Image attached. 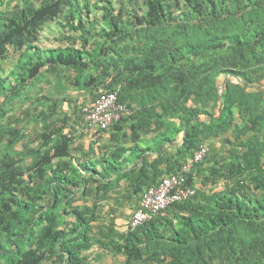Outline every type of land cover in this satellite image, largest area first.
Here are the masks:
<instances>
[{"label":"trees","instance_id":"obj_1","mask_svg":"<svg viewBox=\"0 0 264 264\" xmlns=\"http://www.w3.org/2000/svg\"><path fill=\"white\" fill-rule=\"evenodd\" d=\"M126 1V7L116 10L110 1L91 6L77 0H42L38 6L21 0L14 13L0 12V62L13 50L21 53L23 63L17 85L0 78V118L27 84L44 74L73 70L77 73L74 85L91 90L95 100L101 93L93 89L99 79L86 80L85 73L101 66L100 58L113 51L108 45L122 43L133 29H171L176 35L180 27L221 25L222 14L236 17L237 9L245 5L251 9L243 16L264 11V0H143L142 13L139 0ZM68 8L73 12L67 16L68 25L62 26L72 33L63 35L70 44L37 45L43 26L64 16ZM100 24L104 26L97 33ZM92 31L103 40L95 49L89 48L87 35ZM75 34L84 44H75ZM155 42L147 36L139 57L128 58L122 68L115 66L119 74L106 76L110 79L106 92L120 90V101L133 113L109 131H96L88 149L74 146L83 126L82 112L72 118L53 109L42 113V143L32 151L35 161L27 171L18 165L21 160L2 154L3 264H88L84 253L95 245L93 222L102 199L125 181V201L137 204L148 188L178 173L204 140L231 131L238 143L228 159H218L219 153L210 147L209 155L189 174L188 183L196 188L195 169L206 167L208 173L201 176L203 184L194 196L136 229L129 228L118 240L99 244L106 253L124 254L125 264H264V28L247 34H208L182 48ZM140 129L158 134L159 156L150 163L152 170L133 167L124 172L128 149L117 145L138 141ZM108 132L110 144L102 143ZM180 137L176 154L164 151L166 143L176 146ZM16 141L11 140L9 149ZM164 162L175 166L166 176L158 174ZM207 163L214 164L208 167ZM26 172L31 186L23 178ZM210 184L219 186L209 189ZM252 186L261 196L252 195ZM22 187L26 199L18 197ZM88 198L93 200L92 207L76 205ZM113 233L110 230L108 235Z\"/></svg>","mask_w":264,"mask_h":264},{"label":"rangeland","instance_id":"obj_2","mask_svg":"<svg viewBox=\"0 0 264 264\" xmlns=\"http://www.w3.org/2000/svg\"><path fill=\"white\" fill-rule=\"evenodd\" d=\"M31 1L38 6L42 2V0ZM77 1L82 4L88 3L91 6L96 2L110 1L116 10H119L122 6L126 7L127 5L126 0ZM20 3L21 0H0V12L12 14L15 12L17 5ZM138 6L140 7L141 13L145 11V8H143V0H139ZM245 6L237 9L238 13L236 14V17H228L229 15L222 14L220 17V19L223 20L221 25L212 26L205 24L203 27H180L175 30L177 32L176 35H174L171 29H162L154 32L133 29L130 37L126 38L122 43L108 45L113 48V51H110L107 57L102 56L100 58L101 66H99L96 70L94 69L85 73L84 76H87L86 80H88L90 76H97L99 81L94 85L93 89L96 88V92L98 93L106 91V87L110 81V79L106 78V76H115L119 74L115 69V66L122 68L124 66V61L128 58L136 59L139 57L141 55L142 42L147 36L151 37L152 40L155 39L156 42L162 44L166 48L175 46L182 48L188 44L199 43V41L204 40L208 34H233L235 32L247 34L248 32L264 28V11L259 12V14L249 13L243 16L242 13L248 12L251 9L250 7ZM69 10L70 8L66 9L65 15L61 16L56 21L48 22L43 26L40 34V40L37 45L41 48H57L70 44L63 39V35L66 33H72L66 31V28L62 26L68 25L67 16L73 12V10ZM94 12L96 13V11ZM226 17L228 18L226 19ZM98 22H101V20ZM86 24L87 28H90V24L88 22ZM102 26L104 25L100 24L97 26V33ZM94 34L95 32L92 31L90 35H87L90 38L89 48L93 49L97 48L103 42V40L99 37H94ZM74 36L77 39L75 44H84V40H82L78 34H75ZM20 55L21 53H16L12 50L7 55V58L0 62V78L7 79L12 85L18 84L16 76L23 71L21 68V64L23 63H21ZM76 76L77 73L73 70L67 72L61 71L59 74H44L39 80L29 82L25 86L22 90L21 96L16 98L14 103H12V107H10L6 116L4 118H0V160L2 158V154H5L4 152L9 155L12 154L15 157V160H21L18 165L23 166V170L27 171L35 161V156L32 151L39 148L42 143V139L39 136L43 127L42 113L44 111L50 113L53 109H55L58 111V114L66 113L72 118H75V116L81 111L82 106L90 104V102L94 100V95L91 90H79L78 87L74 85ZM223 80L224 77L222 75L219 78L220 84ZM237 122L241 123V119L239 117ZM81 134H78L79 140L84 139V135ZM91 135L94 134L90 132L89 136ZM15 139H17V141L11 144L9 149L8 145L12 143L11 140L14 141ZM180 140L181 137L178 139V146L181 143L179 142ZM227 140H230L232 144H229ZM203 143L209 145L212 148V152L213 150H216L219 153L220 157L218 159H228L229 151L237 145L238 140L233 137L231 131L218 138L204 140ZM177 145L176 147L179 148ZM21 153L22 155H20ZM207 164L209 167L214 163ZM207 174L206 167L203 168L202 171H199L198 167L195 169L194 184L196 185V189L203 184L201 176H207ZM23 178L30 183L31 186L28 172H26V175ZM218 186L219 185L214 186L210 184L208 188L217 189ZM251 193L254 196H261V192L257 191L255 186H252ZM18 197L26 199V191L23 187L21 188ZM85 203L86 201L79 200L76 205ZM89 204L92 205V203ZM133 214L134 212L130 209V207H126V210H123V212L121 210L120 213L122 217H127V219L132 218ZM99 215L103 216L104 214ZM3 263L4 260L0 257V264Z\"/></svg>","mask_w":264,"mask_h":264},{"label":"crops","instance_id":"obj_3","mask_svg":"<svg viewBox=\"0 0 264 264\" xmlns=\"http://www.w3.org/2000/svg\"><path fill=\"white\" fill-rule=\"evenodd\" d=\"M94 101V100H93ZM90 102V104L93 103ZM89 105V104H86ZM84 105V106H86ZM83 107V106H82ZM133 113V112H132ZM125 129H128L127 126H124ZM128 133L132 134V130L129 128ZM97 129H86L84 133H86V139L77 140V145H84L86 149H88L89 144L91 141H94L93 136H89V133L95 134ZM163 133H165V129H162ZM82 132L80 131L79 134ZM83 134V133H82ZM137 134H139L138 141H130L128 144H124L119 142L117 147H124L128 151L125 154V157L129 159L127 164L128 168L124 170V172H129L133 169V167L141 168L145 167L150 170V163L153 160H156L159 156V153L156 150V147L161 146L162 140L158 139L157 135L154 131H145L143 129L138 130ZM111 141V132L105 134V138L102 140V143L110 144ZM181 142V140L179 141ZM182 142L178 146L180 148ZM178 148L176 146H170L168 143L164 146V151H167L172 154H176ZM171 155V154H170ZM173 162V161H172ZM183 162V161H182ZM184 163V162H183ZM175 168L173 165H168L167 163H162L159 166L158 174H163L166 176L170 173L169 170ZM177 169V168H176ZM126 190V182L123 181L121 183V188L114 193L110 194L109 197L102 199L98 205H100L98 211V218L95 219L93 222L94 224V232L92 234V239L95 243L93 248L89 251L84 253L88 256V264H125L127 261V257L124 254L113 255L106 253L105 249L99 244V242H109L112 239L118 240L120 235H124L129 229L130 219L122 217L120 215L121 210H126V207H130V209L135 212L136 209L140 207V202L134 204L132 206L129 205L127 201H125L123 195L125 194ZM93 200L88 198L86 201L87 206H91L89 203H92ZM99 214H104L103 216ZM122 217V218H121ZM113 230V234L108 235L109 231ZM145 264V263H142Z\"/></svg>","mask_w":264,"mask_h":264},{"label":"built area","instance_id":"obj_4","mask_svg":"<svg viewBox=\"0 0 264 264\" xmlns=\"http://www.w3.org/2000/svg\"><path fill=\"white\" fill-rule=\"evenodd\" d=\"M81 112L83 126L80 131L88 128L109 131L122 119L132 115L128 105L120 101V90L101 92L92 104L83 106ZM210 151L209 145H200L193 158L178 173L168 175L157 185L148 188L143 194L140 208L130 220L129 228L136 229L172 205L194 196L196 188L188 183V176Z\"/></svg>","mask_w":264,"mask_h":264}]
</instances>
